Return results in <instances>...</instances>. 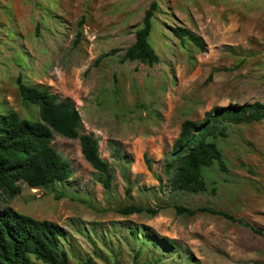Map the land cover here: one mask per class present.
Returning a JSON list of instances; mask_svg holds the SVG:
<instances>
[{
  "label": "rangeland",
  "instance_id": "obj_1",
  "mask_svg": "<svg viewBox=\"0 0 264 264\" xmlns=\"http://www.w3.org/2000/svg\"><path fill=\"white\" fill-rule=\"evenodd\" d=\"M152 1L0 0V112L39 119L19 76L71 100L81 134L99 140L114 175L104 188L79 139L55 133L72 177L49 189L23 183L13 198L0 192V208L64 227L70 264H264V120L226 124L216 141L227 171L204 168L205 191H174L164 169L184 120L200 121L215 106L264 103V0H156L149 41L160 61L126 60ZM175 26L201 36L206 49L181 41ZM129 204L159 213L119 211ZM176 205L238 221L179 215Z\"/></svg>",
  "mask_w": 264,
  "mask_h": 264
},
{
  "label": "trees",
  "instance_id": "obj_2",
  "mask_svg": "<svg viewBox=\"0 0 264 264\" xmlns=\"http://www.w3.org/2000/svg\"><path fill=\"white\" fill-rule=\"evenodd\" d=\"M158 7V2L153 0L145 11L143 24L135 32V41L125 52L126 60L149 65L160 61L149 41ZM83 22L84 18L80 25ZM170 30L181 41L188 40L202 51L206 49L202 37L188 27L175 26ZM81 39L82 32L79 31L75 45ZM211 79L212 74L208 80ZM17 83L23 101L38 107L39 119L23 118L15 110L0 112V192L13 198L22 192L23 183L31 188L49 189L72 177L70 162L52 145L55 133L70 139H79L84 158L98 171L103 187L111 189L114 175L110 163L100 154L99 140L91 134H81L82 118L74 102L62 100L42 86L28 85L21 76ZM262 120L264 103L260 101L244 106H215L200 121L184 120L174 142L171 159L164 168L171 177L172 189L196 193L205 191L207 187L204 168L217 164L221 170L227 171L223 152L216 141L220 136H227L226 124ZM145 160L148 168L152 170V162L147 153ZM61 196L56 195V198ZM175 208L179 215L193 216L198 212H209L238 221L230 213L208 207L189 208L176 205ZM119 211L127 215H156L159 208L129 204ZM246 225L250 226L248 223ZM255 231L260 232L256 229ZM64 239L66 230L57 222L37 219L12 207L0 208V264H34V260L44 264H70L68 251L62 246ZM154 243L158 242L155 240ZM82 264H92V259L89 258Z\"/></svg>",
  "mask_w": 264,
  "mask_h": 264
}]
</instances>
